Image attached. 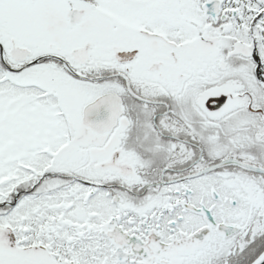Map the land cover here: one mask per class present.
I'll use <instances>...</instances> for the list:
<instances>
[{"label": "snow or ice", "instance_id": "6c2138e0", "mask_svg": "<svg viewBox=\"0 0 264 264\" xmlns=\"http://www.w3.org/2000/svg\"><path fill=\"white\" fill-rule=\"evenodd\" d=\"M0 264H264V0H0Z\"/></svg>", "mask_w": 264, "mask_h": 264}]
</instances>
